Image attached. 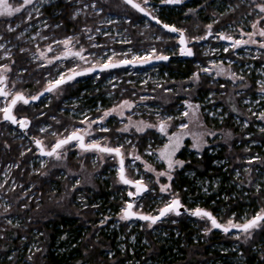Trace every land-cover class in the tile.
<instances>
[{
  "label": "trees",
  "instance_id": "obj_1",
  "mask_svg": "<svg viewBox=\"0 0 264 264\" xmlns=\"http://www.w3.org/2000/svg\"><path fill=\"white\" fill-rule=\"evenodd\" d=\"M14 1L15 7L18 6L19 0ZM93 1H96V5ZM153 1L160 9L157 17L162 22L181 29L186 27L187 33L194 36L201 34L203 26L209 22V13L215 9L217 0H189L187 5L195 8L204 1L205 14L189 16L187 19L182 16L185 1L176 4ZM221 5L219 13L224 12V4ZM29 12L31 19L27 15ZM139 18L145 19L146 28L136 25ZM197 24L198 29L195 28ZM159 36L169 39L165 42L157 40ZM68 37L78 39L79 47L96 51L95 56L87 58V62L88 59L93 61L92 66L107 61L108 55L112 53V61L143 58L146 51H152L145 50L151 45L158 49L155 55H170L171 58L148 67H120L82 76L64 84L67 87L61 96L46 95L38 102L16 104L15 115H23L30 120L28 130L34 137H29L28 131L27 134L23 133L22 140L19 137L1 136L0 171L8 162L21 160L18 168L10 169V175H16L18 183L26 179L34 181L37 186L35 197L38 198L33 197L30 202L20 200L19 185L4 194L10 199L8 203H3V197H0V264H125L126 261H129L127 264H237L223 258L221 254L217 255V250L213 249L217 242H224L223 231L214 229L206 241L195 240L197 234L202 236L199 224L202 221L199 219L198 222L196 216L183 212L176 216L179 217L177 222L162 235L156 236L149 232L148 242L144 243V237L140 235L132 242L117 220L119 196L113 197L110 185L108 190L107 184L97 180L96 186L81 188V198L75 195L80 190H75L72 197L75 202L74 213L68 214L58 209V201L69 191V182L65 178H56L57 171L48 177H43L40 172L29 175L31 156L22 155V151L27 138L33 144L32 138L41 141V137L50 138L49 134L43 136L39 133L37 126L42 122L52 124L59 134L73 129V125L77 124L76 119L96 116L126 99L144 100L146 95L151 99L149 103L162 108L160 114L163 116L165 112L175 113L172 111L174 107H187L188 99L190 103L203 99L213 87H218L210 83V75L206 71L200 84L193 87L190 83L186 86L184 79L196 72V61L206 62L208 57L199 55L198 58L196 53L192 58L179 57L176 51H172L173 48H169L175 45L176 35L145 18L124 0H109L108 3L101 0H34L20 13L0 16V68H10L9 81L15 94L33 97L49 85L47 81L54 75L55 65L46 64L37 51ZM164 43H167L165 48ZM105 49L114 52L107 55L103 53ZM69 65L70 62L67 67ZM216 101L232 107L238 98L235 93L227 91L219 93ZM142 108H137V111L141 109L139 115L155 121L157 114L154 110L142 111ZM178 112L179 116L170 117L169 121L173 124L180 123L181 115ZM1 118L6 121L0 112ZM204 119L216 129L232 126L231 123L219 124V119L208 114L204 115ZM119 126L116 124L113 127ZM231 129L236 137L229 144H221L219 149L212 150V142L200 153L184 147L178 153L184 164L172 181L174 190L187 208H206L223 223L229 219L239 222L238 216L231 218L229 214L233 211L242 212L245 205L254 206L250 211L255 212L256 207L264 203V129L252 133L251 138L261 143L254 146L253 150L243 147L245 138L242 130L238 127ZM239 139L242 143L237 145ZM141 141H146L145 136H141ZM36 148L34 144L31 153ZM253 153H260L257 157L259 160L250 163L247 156ZM70 159L73 167L78 165L73 155ZM236 170L241 174L236 175ZM13 185L9 182L4 189H11ZM114 187H117L115 183ZM78 199H84L83 205L80 206ZM110 208L113 209L111 218L100 226L99 215L105 214ZM122 232L126 235L125 240L119 243ZM263 240L264 228L257 231L252 242L244 247L245 264H264ZM254 245L261 252L254 250Z\"/></svg>",
  "mask_w": 264,
  "mask_h": 264
},
{
  "label": "rangeland",
  "instance_id": "obj_2",
  "mask_svg": "<svg viewBox=\"0 0 264 264\" xmlns=\"http://www.w3.org/2000/svg\"><path fill=\"white\" fill-rule=\"evenodd\" d=\"M101 1L107 3L109 2V0ZM137 1L145 6L147 10L152 12L154 16L158 15L160 9L156 5L155 1L148 0L147 5H144V0ZM183 1H185V4L182 6V16L185 17V19L189 16L195 17L198 14H205L203 7L204 1L196 8L194 6L189 7V5H187L189 0ZM7 3L12 5V7H15L16 1L7 0ZM95 3L96 1H93V4ZM215 3L216 7L211 13H209V22L203 26L201 34L191 36L187 33L186 27L182 28V30H184L187 35L186 38L188 44L193 48L194 53H196V57L199 58V55L208 57L206 62H202L201 60L196 61V64L198 65L196 72L190 77L184 79L186 86H189L190 83L193 84V87L200 84L203 79V75L206 74L204 73V70L208 69L209 71H207V74L210 75V83L217 84L218 87H213L208 95L206 97H202L203 99L199 98V101L190 103L188 99L186 102V108L182 107L180 109L179 106H177V108L174 107L172 111L175 113L172 114H178L179 116L178 111H180V123L173 124L169 121V117L165 115L162 116L160 114L162 108L152 102L149 103V100L151 99L148 95H146L144 100L142 98L137 101L126 99L96 116L81 120L76 119L77 124L73 125V129H69L59 134H57V131L52 124L49 122H42L37 126L39 133L42 135H51L48 139L45 138L44 135V137H41L45 148L50 149L55 144L56 140L68 136L74 130H80L81 133L90 132L91 135L85 136L87 143L99 142L104 145L119 147L124 154L127 176L134 180L142 181L148 186L147 191L135 200L134 209L144 213L157 214L159 210L170 203L171 200L179 198V194L173 188L172 181L181 166H175L169 171L167 162L160 159V151L164 149L166 144L169 143V137H181L180 147L172 157L173 161L181 162L183 161L178 157V153L184 147H187L189 150L195 151L196 153H200L206 146L211 144L210 142L213 144L212 150L219 149L218 147H220L223 143L228 142L229 144L232 142L236 135L233 133L231 127H238L243 131V138H245L243 147L245 149L253 150L254 146L261 145L260 141L255 138H251V136L254 131L264 129V119L261 118V114L264 113V92H261V85L264 84V47H261V44L264 43V37H261L258 34L261 29H264V12H261L258 7V5L264 4V0H217ZM221 4H224V12L219 13L222 9ZM0 10H2V6H0ZM136 25H140L145 28L147 26L144 18L137 19ZM209 25H211L210 29L208 27ZM195 28L198 29L199 25H195ZM208 32L212 33L210 37L199 40L195 39L198 37H204ZM221 34L231 37L233 42L231 43L221 40L219 38ZM66 39L67 38L61 41ZM156 39L165 42V40H168L169 37L165 38L159 36L156 37ZM245 40H255L257 43H241L239 46L235 48L233 47V43L235 41ZM78 43V39L72 38L71 44L68 46H65L62 43L48 44L44 48L37 51L38 56L42 58L46 64L50 65L48 61L52 60L53 63H51V65H55L54 75H51L47 81L49 84L58 79L61 74H68L70 69L85 68L94 64L90 59H88V62H84V60L71 56L68 58H61L59 60L56 59V57H63V54L68 50V48H70L73 52L84 49L85 51L83 52V55L86 58L96 55L95 50L88 51L83 47H79ZM163 45L165 48L167 43H164ZM49 48L52 50L49 51ZM169 48H173V52L176 51L179 53L177 36L175 45L172 44ZM145 50H152L151 53H153V50L158 49L156 46L151 45L146 47ZM109 52L114 51L111 49H105L103 51V53H107V55L110 54ZM125 52L127 51H124V53ZM144 54L145 56H148V52ZM111 56L108 55L109 58ZM68 62H70L71 65H69V67H67ZM220 68H223L224 71L218 75L217 72ZM9 72L10 68L8 66L0 68V89H3L8 93L7 96H0V109L5 108L12 96L15 94L9 81ZM66 87L67 85L60 86L48 95L51 97L61 96L64 94ZM227 91L228 93H235L236 98H238L237 103L232 104V107L218 104L216 101V97L219 93L223 94L227 93ZM46 100L49 101L50 99ZM124 101H129L133 107L120 108L119 106L122 105ZM189 105H192L193 108H189ZM197 105L199 106L198 109L195 108ZM139 106H143L142 110H154V112H157L155 113L157 114L155 121H149L148 119L141 117L139 115L141 114V109H139L140 111H137ZM114 108L117 109V112H114L112 115L105 118L103 114ZM181 110L183 112H188V116L185 117ZM0 112L3 113V111ZM120 112H122L123 115H120ZM194 112L195 115L193 114ZM205 114H209L212 118H218L219 124L231 123L232 126H222L216 129L205 122ZM17 116L18 119L25 117L23 115ZM102 118L103 122L101 124H92L90 129L88 128L87 123H81V121L85 120L88 122L94 120L99 121ZM162 121H166L168 125L166 135L158 130V125ZM116 124H120V126L117 128L113 127ZM184 124H187V128L181 127V125ZM146 125H153V127H145ZM138 127H144V131H138ZM102 128H106L108 130L101 131L100 129ZM125 128L128 130L123 131ZM4 135L13 138L19 137L18 139L21 140L24 136L23 131L19 129L18 126H14L9 121H2L1 118L0 138ZM28 135L29 137H34L30 129L28 130ZM141 136H145V142L141 141ZM197 139H199L201 145L199 148L194 147L197 143ZM28 141H30L29 138H27L24 143L25 148L22 151V155L27 156L30 154L31 156L29 157V175L38 174V172H40L43 177H48L51 174H55V171H57L56 178H65V180L69 182V184L67 183L69 191H67L58 201V209L60 211L73 214L75 205V202L72 199L73 192H75V190H80V192L75 195H77V198H81L83 197L81 188L94 187L97 184V180H100L103 181L104 184H107L108 190H110L109 185L111 186V189L113 190V197L119 196L118 206L120 210L117 220L121 222L123 228H125L126 232L130 235L132 242L136 241L134 239L140 235L144 237L142 241L146 243L149 232L156 236L162 235L168 227L177 222L179 217H176L174 214L165 216L157 223L151 224V226H149L150 222L148 221L121 219V215L130 201L128 192L134 191L135 189L134 187H130L120 181L118 159L116 155L96 151H83L78 146L77 142L74 141L60 149L61 159H56L55 157L41 155L38 148L34 149V153H31L33 152L32 149L34 148V144L32 141H30L31 143ZM241 143L242 140L239 139L237 141V145H240ZM72 155L78 163L75 167H73L74 164L71 163L70 157H72ZM259 155L260 153L248 155L247 161L253 163L256 159L259 160L257 158ZM136 157H139V159H136ZM20 165L21 160H12L4 165L2 171H0V180H2L0 185V197H3V203H8L10 200L9 197H4V194L9 190H13L17 185H19V189L21 190L20 200H27V202H30L33 197L38 198V196L35 197V194L37 193V186L34 184V181L29 182V180L26 179V181L22 180V182L18 183L16 175L11 177L10 169L12 170L14 167L18 168ZM146 165H150L155 171L147 170ZM160 172H169L172 179L169 181L167 176L157 177L156 174ZM240 174V171L236 170V175ZM21 177L23 176L21 175ZM9 182L14 184L13 187L11 189H8V187L4 189V186L8 185ZM114 183L117 187H114ZM161 185H169V190L161 191ZM83 200L84 199H78L80 206L83 205ZM253 208L254 206L245 205L242 207V212L238 213L233 211V213H230L229 216L231 218L238 216L240 221L237 223H244L246 219L252 218L261 209H264V203L263 205L261 204L259 208L256 207L257 209H255V212L250 211ZM112 212L113 209L110 208L105 212V214L99 215V222L101 223L100 226L109 221L111 218L110 214ZM250 212H252V214H250ZM197 218L196 219L199 222V219L201 218ZM201 221L202 223L199 222V224L201 225L200 234L202 236L197 234L195 236V240L204 242L212 236V231L214 229L207 231L210 227V222L204 219H201ZM224 223L226 224L227 222ZM260 229L253 230L250 238L248 239H246L245 235L241 234L239 231L231 232L229 235L224 233V242H217L213 249L217 250V255L221 254L223 258L230 259L237 264H245L246 256L244 255V247L252 242L255 234ZM125 236L126 235L122 232V237L119 243L124 242ZM135 244H137V242H135ZM253 249L261 252L259 247L256 248L255 245L253 246ZM128 262L129 261H126L125 264Z\"/></svg>",
  "mask_w": 264,
  "mask_h": 264
},
{
  "label": "snow or ice",
  "instance_id": "obj_3",
  "mask_svg": "<svg viewBox=\"0 0 264 264\" xmlns=\"http://www.w3.org/2000/svg\"><path fill=\"white\" fill-rule=\"evenodd\" d=\"M126 3L130 4L133 8L137 9L138 11H140L141 13H144L146 16H150L151 19L153 20H157V18L152 14V12L148 11L147 8L145 6H142L139 3H135L134 0H125ZM182 0H161V3L163 4H176V3H181ZM34 0H19V5L16 7H12V5L7 3V0H0V6H2V10H0V16H12L14 13H20L21 11H23L24 9H26L29 5L33 4ZM148 0H144V5H147ZM94 7V5H93ZM258 7L260 8L261 12H264V4L258 5ZM28 18L31 19V12H29L28 14ZM157 23H159V21L157 20ZM164 28L168 29L170 32L173 33H179L180 39H179V44L180 45H185L187 44L185 35L183 30L177 29L174 26H169V25H163ZM209 29L211 28V25L208 26ZM14 30V29H11ZM261 37H264V29H261L258 33ZM209 35H211V32H209ZM220 39H226V40H230L232 39L229 36H224L221 35L219 37ZM197 40L199 39H206V37H198L195 38ZM72 38L69 37L64 41H60L59 43L64 44L65 46H68L69 44H71ZM257 43V41L255 40H245V41H235L233 43V47H237L239 46L241 43L243 44H247V43ZM261 47H264V43L261 44ZM52 49L49 48V51H51ZM85 50L81 49L80 51H76L73 52L71 51L70 48H68V50L63 54V57H56V59H61V58H68V57H77L80 60H84L87 62V58L83 55V52ZM181 54L182 55H189L191 56L192 50L190 48L184 47L181 49ZM155 59L157 60H167L168 57L167 56H163V55H155V50H153V54ZM152 57H144V58H139V57H135L133 60L130 61H120L118 63H113L111 58H109L105 63L103 64H98L95 66H92L90 68H88L86 70V72H95L97 71V67H99V69L101 71L109 69V68H115V67H119L122 64H132L135 63L137 60H139L142 63H148L150 61ZM49 64L53 63L52 60L48 61ZM204 71H209L208 69H205ZM224 71L223 68H220L219 71L217 72V74L219 75L220 73H222ZM85 71H77L76 69H70L69 73L70 74H61L59 76L58 79H56L54 82L50 83L48 87L45 88V92H53L55 91L57 88H59L62 84L68 83L71 80H74L76 76H80V75H84L86 74ZM261 92H264V84L261 85ZM44 93H41L40 95H43ZM8 93L4 92L2 89H0V96H7ZM32 100H37L39 99V96H33L31 98ZM17 102H22L23 104H28L30 101L28 99H26L23 94H17L15 96L14 99L11 100L10 104L8 107H5L3 109H0V111H3L4 113V119L5 120H10L12 123H19L20 126L22 128H27L29 121H27L26 119L24 120H17L16 117L12 114V109L16 106ZM120 108H124V107H128L131 108L133 107L132 104L129 103V101H124L122 105L119 106ZM198 105L195 106L196 109H198ZM189 108H193L192 105H189ZM117 112V109H112L108 112H105L103 115L106 118L109 115H112V113ZM120 115H123L122 112L119 113ZM195 115V112L193 113ZM183 115L186 117L188 116V112H184ZM261 118L264 119V113L261 114ZM168 119H171L170 117ZM103 122V118L99 121H91L88 122L87 120L85 121H81V123H87L88 128L90 129L92 124H101ZM145 127H153V125H146ZM168 125L166 121H162L159 125H158V130L163 133V134H167L166 133V129H167ZM182 128H187V124L181 125ZM101 131H107L108 129L106 128H102L100 129ZM128 129L125 128L123 129V131H127ZM138 131H144V127H138L137 128ZM86 135H91L90 132H84L83 134H81L80 130H74L72 131L67 137L63 138V139H59L54 146L51 148L50 151H43L42 150V154L46 155V156H50V157H55L56 159H61V155H60V149L64 148V146L71 144L72 142H77L78 146L83 150V151H96V152H100V153H109V154H115L117 156H121L122 157V153L120 148H110L105 146H101V144L99 142H88L85 143V136ZM180 136H172L169 137V143L165 145L164 149H162L160 151V159L165 160L167 162V167L170 170H172L175 166H183V162L181 161H173L172 157L175 155V152L179 149L180 147ZM36 143L38 145H41L42 142L37 140ZM200 142L199 139H197V143L194 145V147L199 148ZM136 159H139V157H136ZM120 164H121V168H120V180L121 182H123L124 184H134L135 185V192H129L128 195L129 196H139L141 195L144 191H147V187L143 184L142 181H131L129 179L126 178L125 176V172H124V168H123V164H124V160L123 158H121L120 160ZM147 170L149 171H155L154 169L151 168L150 165H146ZM157 177L159 176H167L168 180L170 181L172 179L171 175L169 174V172H160L156 174ZM169 185H161V191H168L169 190ZM183 206L181 205L179 199H173L171 200L170 203H168L164 208L159 210V215L157 216H150V215H141L138 214L136 212L132 211L133 208V204L132 203H128L126 208L124 209L122 215H121V219L123 220H128L131 219L133 217H137L139 219L142 220H146V221H150L149 226H151V224H155L158 220H160L161 218L169 215V214H174L176 216L181 215V208ZM185 211H187V209H185ZM192 216H196L199 217L201 219H204L208 222H210V227L207 229V231H211L212 229H221L224 233H228L230 231H232L233 229L239 230V232L241 234L245 235V238L248 239L251 236V233L253 230L256 229H260V228H264V209H261L257 214H255L252 218L250 219H246V221L244 223H237L234 222L233 219H229L227 221L226 224H221L217 221L216 217H214L212 215L211 212L202 209V208H196L195 210H192L190 213ZM239 238V237H237Z\"/></svg>",
  "mask_w": 264,
  "mask_h": 264
},
{
  "label": "water",
  "instance_id": "obj_4",
  "mask_svg": "<svg viewBox=\"0 0 264 264\" xmlns=\"http://www.w3.org/2000/svg\"><path fill=\"white\" fill-rule=\"evenodd\" d=\"M125 1V0H124ZM134 2L135 3H139L137 0H134ZM139 4H141V3H139ZM130 5V4H129ZM142 5V4H141ZM131 6V5H130ZM143 6V5H142ZM132 7V6H131ZM135 9V8H134ZM135 10H137V9H135ZM138 11V10H137ZM149 11V10H148ZM138 12H140V11H138ZM141 13V12H140ZM143 16H145L148 20H150V21H152L153 23H155V24H157L158 26H160V27H162V28H164L163 27V25H169L170 27L171 26H174L175 28H177V29H180V30H182L181 28H179V27H176L175 25H172V24H168V23H165V22H162L158 17H156L157 18V20L159 21V23H157V20H153V19H151V17L150 16H146L144 13H141ZM165 30H167V31H169L168 29H166V28H164ZM183 32H184V30H183ZM173 33V32H172ZM173 34H175L177 37H178V44H179V39H180V36H179V33H173ZM184 35H185V38H186V34H185V32H184ZM210 35H209V32L205 35V37L206 38H208ZM222 40H224V41H228V42H233V39H230V40H226V39H222ZM186 41H187V38H186ZM179 46H180V48H179V52L181 53V49L182 48H184V47H187V48H190L191 50H192V55L191 56H189V55H182V54H180V56H181V58H192L193 56H194V51H193V48L191 47V46H189V44H188V41H187V44H186V46L185 45H180L179 44ZM163 56H167L168 57V59H170L171 58V56L170 55H163ZM167 59V60H168ZM130 61V60H133V59H121V60H113L112 62L113 63H118V62H120V61ZM163 61H166V60H157V59H155L154 57H152L151 59H150V61L148 62V63H142V62H140L139 60H137L135 63H132V64H122L121 66H119V67H115V68H120V67H146V66H151V65H156V64H158V63H160V62H163ZM105 63V62H104ZM101 64H103V63H101ZM98 65V64H97ZM95 66V65H94ZM90 67H92V66H89V67H85V68H80V69H77V71H85L86 72V70L88 69V68H90ZM115 68H109V69H106V70H111V69H115ZM106 70H103V71H106ZM99 72H102L100 69H99V67H97V71H95V72H86V74H84V75H80V76H76L75 77V79L76 78H79V77H82V76H85V75H90V74H95V73H99ZM68 74H70V73H68ZM72 81V80H71ZM70 82V81H69ZM66 84V83H65ZM62 85H64V84H62ZM61 85V86H62ZM49 86V85H48ZM48 86H46V87H48ZM45 87V88H46ZM45 88L44 89H42L39 93H37L35 96H39V99H37V100H32L31 98L32 97H28L27 95H25V94H23V93H16L11 99H10V101H9V103H8V105L6 106V107H8L9 106V104H10V102H11V100L12 99H14L15 98V96L17 95V94H23V96L26 98V99H28L30 102L28 103V104H30V103H34V102H38L39 100H41L43 97H45L46 95H48L50 92H45L44 90H45ZM41 93H44L43 95H40ZM18 103V102H17ZM12 114L16 117V119L19 121V120H24V119H26L27 121H29V124H28V127L27 128H22L21 126H20V124L19 123H12L10 120H6V121H9L10 123H12L14 126H18L23 132H25V133H27V131H28V128H29V126H30V120L28 119V118H20V119H18L17 118V116L15 115V113H14V108L12 109ZM2 117H3V119H4V113H2ZM5 120V119H4ZM81 134H83V133H81ZM67 137V136H66ZM63 138H65V137H62V138H59V139H63ZM58 139V140H59ZM32 140H33V142H34V144L37 146V148H38V150H39V153L41 154V155H43V156H46V155H44V154H42V148H43V151H50L51 150V148L54 146H52L50 149H46L45 148V146L43 145V143L41 144V145H38L37 143H36V141L37 140H39V141H41L40 139H38V138H32ZM57 140V141H58ZM56 141V142H57ZM42 142V141H41ZM55 142V143H56ZM85 143H87L86 142V140H85ZM78 144V143H77ZM101 144V146H105L104 144H102V143H100ZM107 147H110V148H118V147H113V146H108V145H106ZM121 150V149H120ZM121 153H122V157L121 156H117V159H118V164H119V168H121V164H120V160H121V158H123V160H124V154H123V151L121 150ZM115 155V154H114ZM123 168H124V172H125V176H126V178L127 179H129V180H131V181H138V180H134V179H132V178H130L129 176H127V174H126V169H125V163L123 164ZM119 179H120V171H119ZM121 181V180H120ZM123 183V182H122ZM146 187H147V189H148V186L145 184V183H143ZM126 185H129V186H131V187H134V189H135V185L134 184H126ZM136 191V189L134 190V191H129V192H135ZM145 192V191H144ZM143 192V193H144ZM142 193V194H143ZM141 194V195H142ZM141 195H139V196H141ZM139 196H129L130 197V199H131V201L129 202V203H132L133 204V207H134V205H135V200L139 197ZM174 199H179V201H180V203H181V205L183 206L182 208H181V213H183V212H185V213H188V214H190L191 213V211L192 210H195V209H189V208H187V206L185 205V204H183L182 203V201L180 200V198H174ZM127 206V205H126ZM165 207V206H164ZM163 207V208H164ZM200 208H202V207H200ZM185 209H187V211H185ZM202 209H205V210H207V211H209V212H211L210 210H208V209H206V208H202ZM132 211L133 212H136V213H138V214H141V215H150V216H157V215H159V212L157 213V214H155V215H152V214H148V213H144V212H139V211H136L134 208H132ZM212 213V212H211ZM191 215V214H190ZM212 215L214 216V217H216L213 213H212ZM164 218V217H163ZM163 218H161L160 220H162ZM131 219H139V218H137V217H133V218H131ZM216 219H217V217H216ZM139 220H142V219H139ZM160 220H158V221H160ZM142 221H146V220H142ZM157 221V222H158ZM217 221L219 222V223H221V224H224L223 222H221V221H219L218 219H217ZM218 230H221V229H218ZM222 231V230H221ZM234 231H239V230H236V229H233L232 231H230V232H234Z\"/></svg>",
  "mask_w": 264,
  "mask_h": 264
},
{
  "label": "built area",
  "instance_id": "obj_5",
  "mask_svg": "<svg viewBox=\"0 0 264 264\" xmlns=\"http://www.w3.org/2000/svg\"><path fill=\"white\" fill-rule=\"evenodd\" d=\"M160 4H163V3L160 2ZM221 35H222V34H221ZM221 35H220V36H221ZM221 40H222V39H221ZM146 52H148V56H145V54H143L142 57H143V58H144V57H151V52H149V51H146ZM146 52H145V53H146ZM180 54H181V53L179 52L177 55H178L179 57H181ZM135 73H137V72H135ZM139 73H142V74H144V73H148V74H150L148 71H147V72H142V71H140ZM179 108H180V107H179ZM185 108H186V107H185ZM180 109H181V108H180ZM184 110H185V109H184ZM142 111H148V110H142ZM181 111H182V110H181ZM140 112H141V111H140ZM155 113H157V112H155ZM160 113H161V111H160ZM182 113H184V112L182 111ZM164 115L167 116V117H171V116H173V114H172V113H169V112H165ZM208 115H209V114H208ZM217 119H218V118H217Z\"/></svg>",
  "mask_w": 264,
  "mask_h": 264
},
{
  "label": "bare ground",
  "instance_id": "obj_6",
  "mask_svg": "<svg viewBox=\"0 0 264 264\" xmlns=\"http://www.w3.org/2000/svg\"><path fill=\"white\" fill-rule=\"evenodd\" d=\"M41 43V42H40ZM43 43V42H42ZM157 65V64H156Z\"/></svg>",
  "mask_w": 264,
  "mask_h": 264
}]
</instances>
